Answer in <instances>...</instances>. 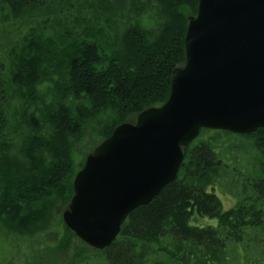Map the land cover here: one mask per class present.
<instances>
[{"label": "trees", "instance_id": "1", "mask_svg": "<svg viewBox=\"0 0 264 264\" xmlns=\"http://www.w3.org/2000/svg\"><path fill=\"white\" fill-rule=\"evenodd\" d=\"M197 5L0 0V264H264L263 129L202 130L104 250L61 219L84 146L167 101Z\"/></svg>", "mask_w": 264, "mask_h": 264}, {"label": "water", "instance_id": "2", "mask_svg": "<svg viewBox=\"0 0 264 264\" xmlns=\"http://www.w3.org/2000/svg\"><path fill=\"white\" fill-rule=\"evenodd\" d=\"M183 52L167 101L117 126L74 176L61 219L93 250L107 248L129 214L176 179L202 130H264V0H198Z\"/></svg>", "mask_w": 264, "mask_h": 264}, {"label": "rangeland", "instance_id": "3", "mask_svg": "<svg viewBox=\"0 0 264 264\" xmlns=\"http://www.w3.org/2000/svg\"><path fill=\"white\" fill-rule=\"evenodd\" d=\"M199 136V135H198ZM94 142L90 141L88 143V145L86 144V146H84V148L81 150V153L80 155L75 159V161L78 163L80 161L83 160L84 157L88 156L90 154V152L92 151V149H94ZM221 203H222V207H223V210H227L229 209L233 204H234V200L229 197V196H226V195H222V194H219L217 193ZM61 215H62V212H61ZM200 223L202 225H215L216 224V221L215 220H211V219H200ZM58 230L59 232H63L64 231V226L62 223H58Z\"/></svg>", "mask_w": 264, "mask_h": 264}]
</instances>
